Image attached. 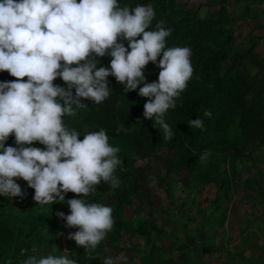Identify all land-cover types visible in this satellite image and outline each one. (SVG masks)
<instances>
[{
    "label": "clouds",
    "instance_id": "1",
    "mask_svg": "<svg viewBox=\"0 0 264 264\" xmlns=\"http://www.w3.org/2000/svg\"><path fill=\"white\" fill-rule=\"evenodd\" d=\"M155 16L152 4L121 7L118 0H0V71L17 78L0 81V195H23L16 178L27 181L40 205L65 201L68 192L77 194L79 198L66 200L70 213L59 215L67 227L78 228L69 238L89 253L115 221L112 207L83 197L101 181L120 186L115 175L122 164L120 149L109 143L103 128L85 133L81 140L63 117L84 108L82 98L96 104L105 101L113 91L107 79L111 75L125 91L139 89L138 94L148 98L144 119L159 126L164 140L172 139L165 115L176 107L193 76L192 50L167 47L172 29L161 20L149 30ZM106 54L112 57L110 67H97V58ZM149 62L161 69L157 81L147 82ZM57 77L66 88L54 84ZM204 116L210 118L211 111L205 110ZM188 124L204 130L200 118ZM116 131L130 129L121 126ZM12 134L18 146H6ZM37 141L45 147L32 146ZM209 155L205 151L199 160L204 162ZM25 252L21 250V255ZM22 264L78 262L69 255L48 254L29 255ZM103 264H128V257L107 256Z\"/></svg>",
    "mask_w": 264,
    "mask_h": 264
},
{
    "label": "trees",
    "instance_id": "2",
    "mask_svg": "<svg viewBox=\"0 0 264 264\" xmlns=\"http://www.w3.org/2000/svg\"><path fill=\"white\" fill-rule=\"evenodd\" d=\"M219 1L188 6L186 2L171 4V1L163 0H118L121 7L152 4L156 16L149 30H155L156 23L163 20L165 26L172 29L171 35L166 38V46H187L192 50L193 76L187 88L176 99V107L170 108L165 115L174 133L171 140H164L162 131L153 130V120L144 119V104L148 98L140 96L139 89L125 91V85L111 75L107 78L113 90L110 96L100 104L82 98L86 106L76 109L75 116H64L65 125L78 131L81 140L85 133L103 128L107 131L111 145L117 144L116 147L120 150L128 149L127 152L134 151L135 155H145L159 145H166L172 153V161L168 166L170 171L180 167L189 170L196 161H200L199 157L205 151L233 157L242 148L263 142V35L254 34L251 26L245 34L252 37V42L244 51H238L235 45L241 34L237 31L240 22H232L231 10L226 5L228 0ZM254 24L257 26L256 22ZM121 42L128 46L123 37ZM111 59L107 54L98 57L97 67H110ZM160 71L156 63L149 62L145 69L147 82L157 81ZM15 79L8 71H0V81ZM24 79L27 80V77ZM54 84L67 87L59 77ZM205 110L211 111L210 118L204 116ZM196 118L204 121V130L191 129L188 121ZM121 126L130 131L117 134L116 130ZM8 143L18 146L14 134L9 136ZM32 146L45 147L38 141ZM156 184L161 185L159 173L156 175ZM109 191L110 184L101 181L83 199L110 206L103 200ZM33 197L28 199L29 202H19V208L15 211L16 206L11 200L0 195V264L17 257L23 260L25 257L21 255V250L44 243L46 238L53 236L56 228L65 231L67 247L75 255L69 258L78 262L86 249L69 238V234L78 228L67 227L66 220L59 215L61 212L70 213L66 200L79 198L77 194L68 192L65 201L45 205L37 204ZM122 202L127 203V200ZM115 210L113 229L102 241L119 237L123 223ZM50 245L53 246V243Z\"/></svg>",
    "mask_w": 264,
    "mask_h": 264
},
{
    "label": "rangeland",
    "instance_id": "3",
    "mask_svg": "<svg viewBox=\"0 0 264 264\" xmlns=\"http://www.w3.org/2000/svg\"><path fill=\"white\" fill-rule=\"evenodd\" d=\"M163 1H171V4L186 2L188 6L206 5L207 1L220 2L219 0ZM240 1L242 0L237 2L240 3ZM237 2L230 0L229 7L232 8L231 5H235L240 9ZM254 2L253 18L257 21L258 14L260 18H264V4H260L259 9L256 8L258 4L256 0ZM251 26H253V33L258 34L253 20L239 23L237 31L241 34L235 45L238 51H244L252 42V37L245 34ZM152 128L159 132L157 129L159 126L156 128L152 124ZM8 145L7 140L6 146ZM112 146L116 147L117 144ZM127 150H120L118 153L122 164L117 167L115 175L120 180V186L117 188L110 186V191L103 198L105 203L116 209L118 218L123 223L119 237L117 239L110 237L100 242L90 253L83 251L82 256H89L91 260L86 262L80 259L78 264H96L99 256L104 259L106 256H115L120 253L125 254L128 259H135L136 262V256L139 255L170 256L174 254L177 256L185 252V244L180 232L184 230V224L187 226L192 221L202 222L208 226V228L200 226L203 228L202 236H209V229L210 232H217V234L214 233V246L216 242L218 245L226 242L228 246L229 239L233 236H230V231L224 234L226 229L223 221H226L228 207L232 202V192H236L241 200L246 202H250L249 199L254 200L259 190L264 193V141L242 148L233 157L229 154L226 157L223 154L210 153L206 161H196L189 170L186 167L171 171L168 169L172 161V153L166 145H159L145 155H135L134 151L127 152ZM157 173L161 177L160 186L156 184ZM16 179L21 185L23 195L7 197L16 206L15 211L19 208V202H29L28 199L35 194V190L28 186L27 181L22 178ZM122 200H127V203H121ZM213 225H221V229L211 230ZM46 239L37 247L26 250L24 259L29 255L75 256L74 251L67 247L66 234L61 228H56L53 236ZM194 240L196 241L190 240V246L187 245L186 248L193 247V250L197 252L203 250L201 247L196 248V245L200 244V239ZM52 243L53 246L50 245ZM211 247L212 245L209 248ZM230 248L235 250L232 245ZM226 256H236V253L231 251ZM21 259V257L7 259L3 264H22L24 259Z\"/></svg>",
    "mask_w": 264,
    "mask_h": 264
},
{
    "label": "crops",
    "instance_id": "4",
    "mask_svg": "<svg viewBox=\"0 0 264 264\" xmlns=\"http://www.w3.org/2000/svg\"><path fill=\"white\" fill-rule=\"evenodd\" d=\"M229 2L230 0H228L226 5L232 12L230 13V18H233L232 22L236 21L235 23H239L241 21L253 20L257 24L254 28L257 29L258 35H263L264 39V18H260L259 14L257 15V21L253 18L255 14L252 11V7L255 5L254 0L237 2L236 4L240 6V9L236 8L235 5H231L232 8L229 7ZM256 3H258L256 8H259L260 4H264V0H256ZM246 14L248 15L246 16ZM259 191L254 200L249 199L250 202L241 200L236 192H232V202L228 207L226 221H223L224 228L226 229L224 234H228L230 231V236H233L232 239H229L230 243L228 246L226 242L223 245H218L216 242V246H214V235L217 232H210L209 229V236H202L203 228H208V226L202 222L192 221L187 226L184 224V230L180 232L185 244L184 253H180L177 256H174V254L170 256L139 255L136 256L137 262L135 259V262L128 259V264H264V193L261 190ZM249 205L250 207H248ZM213 228L221 229V225H213L211 230ZM196 238L200 239V244L196 245V248H203L200 252L194 251L193 247L186 248L187 245L190 246V240L196 241L194 240ZM211 245L212 247L209 248ZM230 245L235 250H232ZM231 251H235L236 256H226ZM81 259L86 262L91 260L89 256H82ZM103 260L102 256H99L96 259V264H103Z\"/></svg>",
    "mask_w": 264,
    "mask_h": 264
}]
</instances>
